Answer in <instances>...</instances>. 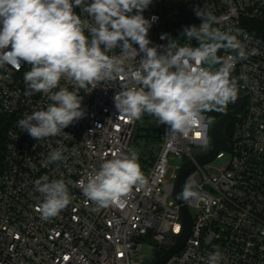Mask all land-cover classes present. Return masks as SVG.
I'll return each mask as SVG.
<instances>
[{
  "label": "built area",
  "instance_id": "2783aa9c",
  "mask_svg": "<svg viewBox=\"0 0 264 264\" xmlns=\"http://www.w3.org/2000/svg\"><path fill=\"white\" fill-rule=\"evenodd\" d=\"M168 3L153 0L143 12L146 19L157 18L149 30L150 46H166L178 29L199 26L202 21L194 8L206 5L222 18V25L214 26L244 30L251 37L248 49H259L260 54L235 64L237 76L244 73L249 83L238 84L243 107L232 117L230 150H220L212 162L198 164L195 156L213 147V122L206 130L204 147L208 150L202 153L199 132L170 142L165 136L168 126L157 120V139L146 146L149 154L140 164L148 185L139 191L134 188L122 207L94 211L77 181L86 180L113 153H127L139 121H129L115 108L114 96L122 90V82H101L96 89L85 90L62 79L61 87L82 97L85 116L59 135L38 141L17 127V122L25 112L46 108L51 101L43 93L25 95L23 77L31 65L22 62L19 70L0 67V116L9 122L0 149V264L152 263L174 246L183 232L181 204L174 198V189L188 160H193L196 168L185 182L193 178L198 193L195 199L185 201L191 213L195 211L192 231L184 247L164 264H206L208 254L216 249L223 253L221 264H264V0H181L178 3L192 23L178 26L168 21ZM74 11L87 18L80 7ZM256 22L263 25L262 35L247 28ZM176 42L198 46L193 40ZM221 50L222 57L232 54ZM113 54L118 55L119 49L109 53ZM129 66L136 65L125 61V69ZM204 116L209 119L207 112ZM57 149L65 159L45 166L49 153ZM171 158H179L181 163L168 173ZM44 175L49 180L64 179L71 196L67 208L49 220L42 219L38 211L43 196L34 186ZM145 242L147 254L143 252Z\"/></svg>",
  "mask_w": 264,
  "mask_h": 264
},
{
  "label": "clouds",
  "instance_id": "9594fccd",
  "mask_svg": "<svg viewBox=\"0 0 264 264\" xmlns=\"http://www.w3.org/2000/svg\"><path fill=\"white\" fill-rule=\"evenodd\" d=\"M152 3L0 0V67L19 70L22 62L31 65L23 77L25 95L43 93L51 101L46 108L25 112L17 127L38 141L57 136L85 116L82 97L61 87L62 79L85 90L119 80L122 90L115 94L114 105L120 115L129 121L140 120L144 114L155 117L159 125L168 126L165 136L170 142L199 132V142L206 146L211 120L204 113L224 112L229 103L237 102L239 81L247 86L249 77L244 73L233 76L235 64L260 54L259 49H248L251 37L244 30L214 26L222 25V18L206 5L194 8L202 21L199 26H187L181 33L183 39H195L198 46H181L171 38L166 46H150L149 30L157 18L146 19L143 12ZM75 7H80L87 18L78 15ZM116 49L118 55H109ZM220 49L232 54L220 57ZM125 61L136 66L125 69ZM64 159L62 150L57 149L49 153L44 165ZM77 185L95 206L93 210L99 211L124 206L133 189H144L148 179L139 154L129 149L127 153H113ZM34 186L43 196L38 211L44 220L59 216L71 202L64 179L49 180L44 175L34 181ZM196 187L190 177L177 199H195ZM223 259V253L216 249L208 254L206 264H221Z\"/></svg>",
  "mask_w": 264,
  "mask_h": 264
},
{
  "label": "water",
  "instance_id": "95a60500",
  "mask_svg": "<svg viewBox=\"0 0 264 264\" xmlns=\"http://www.w3.org/2000/svg\"><path fill=\"white\" fill-rule=\"evenodd\" d=\"M169 4L174 9V13L168 16V21L172 26H178L180 24H191L192 20L185 9L176 0H168ZM176 18V19H174ZM193 43L198 45V42L193 39ZM218 56L222 57V50L220 49L217 53ZM233 76L238 77L237 73L233 71ZM232 104V103H231ZM233 109L222 116L219 120L212 124L211 137L213 140V147L210 151L204 155L195 156L198 164H205L212 162L220 150H230L228 144V138L232 135L234 126L232 122V117L239 113L243 107V99L241 93L238 91V100L235 104H232ZM196 168V163L193 160L186 161L179 171L175 189L174 198L181 204V212L183 218V232L178 236L177 242L174 246L167 249L160 257L150 264H164L170 257L175 253L179 252L187 242L193 226V216L192 213L185 204V200L177 199V194L181 192L182 186L184 185L185 179L189 173H191ZM148 260H145L143 264H147Z\"/></svg>",
  "mask_w": 264,
  "mask_h": 264
},
{
  "label": "rangeland",
  "instance_id": "374dc122",
  "mask_svg": "<svg viewBox=\"0 0 264 264\" xmlns=\"http://www.w3.org/2000/svg\"><path fill=\"white\" fill-rule=\"evenodd\" d=\"M183 30L178 29L175 31L174 38L177 39V41L183 40V37L181 36V33ZM225 51V50H224ZM157 119L153 116H149L148 114H144L142 118L138 121V124L135 128V132L133 135V139L130 143L129 149L135 150L139 154V163L141 164L145 160V156L149 154V150L146 149V146L148 144L153 143V141H150L147 137L148 133H156L154 131L147 130L150 127H153V125H156ZM151 140V139H150ZM208 150V147H201L199 149L200 152H206ZM181 163V160L179 158H171L169 160V168L168 173H173L176 171V167ZM192 213H195L194 210H192ZM143 252L148 253L149 248L147 242L143 245Z\"/></svg>",
  "mask_w": 264,
  "mask_h": 264
},
{
  "label": "trees",
  "instance_id": "16d2710c",
  "mask_svg": "<svg viewBox=\"0 0 264 264\" xmlns=\"http://www.w3.org/2000/svg\"><path fill=\"white\" fill-rule=\"evenodd\" d=\"M176 1H178L179 3L181 2V0H176ZM165 12H166L167 16L174 12V9L172 8V6L169 3L165 7ZM262 27H263V25L256 22L253 24V27L251 26V27H247V28H248V30H250L251 32H253L255 34L262 35L263 34L261 32ZM232 109H233V106L231 103H229V105L227 106V109L224 112L211 111V112H207V114H208L209 119L214 123ZM8 126H9V122L7 121V119L4 118L3 116H0V149H3V147H4L3 143L5 140V135H6ZM147 130L156 132L153 134L148 133L147 137L151 139V140L148 139L149 142L156 140L157 139V127H156V125H153V127H150Z\"/></svg>",
  "mask_w": 264,
  "mask_h": 264
}]
</instances>
